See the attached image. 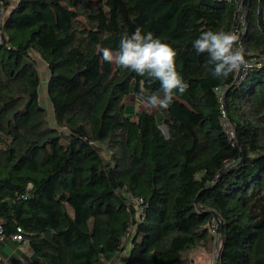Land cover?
Masks as SVG:
<instances>
[{"label":"trees","instance_id":"trees-1","mask_svg":"<svg viewBox=\"0 0 264 264\" xmlns=\"http://www.w3.org/2000/svg\"><path fill=\"white\" fill-rule=\"evenodd\" d=\"M263 7L244 0L240 32L260 64L219 80L192 45L238 28L236 0H0L5 237L20 232L46 264H180L216 239V264H264ZM137 28L175 49L188 88L130 116L126 97L160 82L100 48Z\"/></svg>","mask_w":264,"mask_h":264},{"label":"clouds","instance_id":"clouds-1","mask_svg":"<svg viewBox=\"0 0 264 264\" xmlns=\"http://www.w3.org/2000/svg\"><path fill=\"white\" fill-rule=\"evenodd\" d=\"M237 42L234 33L207 30L201 32L192 46L198 54L207 53L206 66H213V78L227 80L232 74L251 67ZM100 52L103 61L160 82L161 94H147L143 87L136 94V101L148 111L168 109L175 93L183 94L188 88L176 69L175 49L151 32L144 34L137 28L131 35L122 36L115 51L100 48Z\"/></svg>","mask_w":264,"mask_h":264},{"label":"rangeland","instance_id":"rangeland-1","mask_svg":"<svg viewBox=\"0 0 264 264\" xmlns=\"http://www.w3.org/2000/svg\"><path fill=\"white\" fill-rule=\"evenodd\" d=\"M7 12L2 13L0 16L3 20L6 18ZM38 64H39V70L42 73V85L43 87L41 88V95H40V100L43 103L44 106L48 108V111L52 113V106L48 102L47 95H46V83L48 79V67L43 60L39 57V55H35ZM125 103L127 105V113L131 114L132 116L137 110H146L143 108L141 104L136 102L135 96L130 95L127 96L125 99ZM148 111V110H147ZM157 110H151L149 112L155 113ZM229 132L231 133V129H229ZM218 250H219V240L213 241L212 245L210 246H199L195 248L192 251H189L186 255L184 260L180 264H216L217 262V257H218ZM125 254V253H123ZM122 254V255H123ZM120 255V259L121 256ZM120 261V260H119Z\"/></svg>","mask_w":264,"mask_h":264},{"label":"crops","instance_id":"crops-1","mask_svg":"<svg viewBox=\"0 0 264 264\" xmlns=\"http://www.w3.org/2000/svg\"><path fill=\"white\" fill-rule=\"evenodd\" d=\"M0 256L12 264H46L42 258L34 254L27 241L15 240L9 236L0 238Z\"/></svg>","mask_w":264,"mask_h":264},{"label":"built area","instance_id":"built-area-1","mask_svg":"<svg viewBox=\"0 0 264 264\" xmlns=\"http://www.w3.org/2000/svg\"><path fill=\"white\" fill-rule=\"evenodd\" d=\"M236 6H237L238 22L239 23H238V28L236 30H232L231 33H234L238 37L237 47L242 48L243 49V52H244L243 40H242V36H240V32L241 31L244 32V27H245V24H246L245 15L243 14L244 0H236ZM2 13H4V11L1 12V15H2ZM2 21H3V19L0 17V24L2 23ZM0 42H2V33H1V30H0ZM246 60L251 65V67H249V68H252V67L257 66V65L260 64V63L256 62V60L253 59V58L246 59ZM238 74L236 73V75H238ZM224 126L226 127V130H227V132L230 135H233L234 134L233 127L227 121L224 122ZM229 129H231V133L229 132ZM135 201H137V199H135ZM214 227H216L215 224H214ZM212 231L216 233V230L214 228L212 229ZM4 237H5V235L3 233V227L0 224V238L2 239ZM9 237H11L12 239H15V240H20V241L23 240L22 234L20 232L19 233H15V234H13V235H11ZM0 264H12V263L9 260L4 259V258H2L0 256Z\"/></svg>","mask_w":264,"mask_h":264},{"label":"water","instance_id":"water-1","mask_svg":"<svg viewBox=\"0 0 264 264\" xmlns=\"http://www.w3.org/2000/svg\"><path fill=\"white\" fill-rule=\"evenodd\" d=\"M163 131L166 133V127L164 125L161 126Z\"/></svg>","mask_w":264,"mask_h":264}]
</instances>
